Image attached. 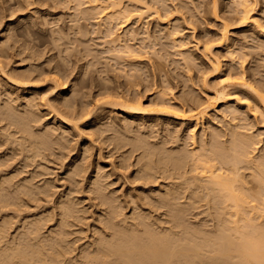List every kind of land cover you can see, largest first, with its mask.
<instances>
[{
  "label": "rangeland",
  "instance_id": "374dc122",
  "mask_svg": "<svg viewBox=\"0 0 264 264\" xmlns=\"http://www.w3.org/2000/svg\"><path fill=\"white\" fill-rule=\"evenodd\" d=\"M88 1L90 2V0H0V44H5V49H8L10 54L6 58H0L4 67V73L0 71V106L3 103L5 105L7 98H10L9 93L15 91L13 97L17 100L10 98L11 104L16 100L17 104L12 105L14 109L22 105L23 95L32 96L39 103L36 125L33 124L34 121L30 125L31 128L35 125L34 131L31 129L33 133L42 135L44 130L51 128L49 126L55 124L56 127L59 123L57 124L59 130L56 127L58 133L56 132L57 134L52 138L54 141H51V148L44 151L43 156L37 157L36 163L31 162V167H25L23 155L16 156L10 150V153L6 151L10 155L12 153V157L10 156L12 161H9L11 163L8 169L18 172L17 175L21 172V176H17L16 181L32 182L33 189L37 193H40L37 186L48 185L47 188L51 187V190L46 189L52 192L49 193V196L52 194L51 197L42 200L45 195L43 187L46 186H43V189L39 187L44 192L40 194L41 197L38 196L41 198V203L36 200L33 203L32 197L27 196V203L21 202L18 211H13L14 206H11L13 209L8 208V211L2 210L3 213L0 211V220L4 215L12 218L10 220L13 221L9 223V227L12 228L8 234L11 236L15 234L16 229L18 230L17 227L22 225L20 222L23 217L38 213L45 217L48 214L50 216L52 212L54 221H50L51 223L44 229L46 232L56 221L57 210L52 209L55 203L71 202L69 204L72 205L74 213L68 237L72 250L68 258L73 261L80 258L82 250L94 244L99 236L106 231L107 234L109 233L106 225L111 220L110 212L115 207L116 210L123 211L127 219L129 218L125 222L127 224L132 222L130 219L144 215L151 218L150 222H155H152V226L154 225L157 231L174 225L171 219H168V210L160 207L155 201L158 192L164 189L165 184L172 181L162 179L160 173L158 180L135 181L130 177L135 175L137 166L134 164L139 155L145 151V147L141 146L139 149L138 143L134 144L141 139L132 142L133 147L129 142L132 138L141 135L142 139L147 138L144 141H148L147 144L152 145L150 147L160 145L170 150L182 146L189 151L200 146L202 132L208 134L206 138L208 141L212 139V133L215 135L222 132L219 139L223 141L228 139L230 132L228 133L227 129L238 125L240 132L257 135V142L260 140L258 150L256 149L254 154L259 156L264 152V116L256 109V105L259 104L258 95L255 94L259 93L264 97V0H248L252 5L251 8H254L251 13L252 19L246 25L240 24L237 19L234 20L238 16L235 10L236 0H165L160 3L156 0H134L136 2L132 0L133 3L130 0H121L125 7L132 6V10L133 7L140 9V5L146 4L151 9L140 21L126 22L125 17L124 19L119 17L120 20L115 21L116 27L113 28L115 34L112 38L107 36L109 29L104 24L108 11L96 12L99 6L95 9L92 7L94 4L91 5ZM102 1L99 2L100 8L104 7ZM85 3L89 6L87 7ZM138 3L140 4L137 5ZM215 8L220 20H217L213 14ZM89 9L94 10H92V18L86 19L82 15ZM223 20L233 27V30H229V39L225 43L221 40ZM175 29L179 33L173 36L171 34ZM128 32L133 33L136 40L134 38L131 40L132 34ZM125 44L131 46L134 54L129 55L132 51L127 53V49L130 48L129 46L126 48ZM210 46V50L206 51L205 48ZM115 49H119L118 53L121 52L119 59L115 56L117 53ZM130 59L134 60L129 62ZM215 64L220 66L218 73L213 69ZM59 66L62 70L59 69L57 75L68 77L63 79L67 80V89L63 92H58L55 83L53 84L51 80L54 75L57 76L54 73ZM137 71H141L140 75L136 74ZM20 75L29 78L26 80L25 76L21 77L28 83L26 86L21 85L24 88L11 84L10 79H17ZM132 75L137 77H131ZM231 76L242 77L257 92L230 88L235 94L230 97L228 105L218 103L213 109L209 108L207 115L198 125L196 122L180 121L172 115V113L182 114L183 110L188 111L197 104L208 106L209 103H214V93L219 83L223 79L228 80ZM21 78L19 77L17 81H21ZM102 86H114L124 91L128 94V98L134 100L133 106L137 107L139 105L137 100H140L144 110H137L138 113L131 114L120 109L118 105H109L110 102L106 104L107 100L103 99L106 97L100 96ZM104 94L108 95L109 92ZM66 97L73 104L74 112L85 113L83 112L82 118L79 116L80 121L77 119L76 128L71 127L72 131L60 133L62 129L66 131L61 127L59 119V114L60 117L64 114L62 112L64 106L61 102ZM164 99L170 105L168 107L165 104L171 109V115L161 112L158 114L159 109H164L160 104L165 101ZM98 100H103L105 103ZM232 107L239 111L236 113L230 111ZM57 110L63 114H57ZM62 117H65V114ZM2 122L0 129H3L0 130V135H3V138L0 136V140L7 142L9 136L4 132L12 133L13 129L4 131L6 121ZM40 127L46 128L41 130ZM119 134L124 135L126 140ZM57 135L63 137L62 145L66 142L63 146L55 141L54 137ZM9 138L12 142L13 139ZM113 138L117 140L115 143ZM116 142L121 145L120 148L117 147L119 144L117 145ZM8 143L11 145L10 141ZM6 144L1 147L2 153L9 146ZM124 157L130 165H125L126 167L121 169L120 163ZM154 159L156 160V156L153 157ZM74 168L82 170L81 174L79 173L81 176L74 175L76 174V171L73 173ZM244 172L249 173V171ZM37 173L39 176L42 174L40 178ZM247 180L250 181L251 178L248 177ZM95 182L105 187L102 189L112 201L104 204V201L98 198L95 190L99 186L94 185ZM147 196L148 199H145ZM50 210L52 211L48 213ZM213 218L209 206L202 204V206L197 205L196 208L189 207L184 222L185 226L192 228L196 226L210 229L215 223ZM169 220L171 224L168 223ZM115 222L121 227L124 223L118 219ZM160 224L163 228L158 226L159 229L157 225ZM6 225L8 228V224ZM131 225H134L133 222Z\"/></svg>",
  "mask_w": 264,
  "mask_h": 264
},
{
  "label": "bare ground",
  "instance_id": "6f19581e",
  "mask_svg": "<svg viewBox=\"0 0 264 264\" xmlns=\"http://www.w3.org/2000/svg\"><path fill=\"white\" fill-rule=\"evenodd\" d=\"M130 1L133 3L134 0ZM164 1L165 0H156L157 3ZM99 2L100 0H90V2L88 1V3L91 5L92 3L94 4L92 7L95 9L99 6V9L97 8L95 10L96 12L102 11L101 13H104L105 11H108L107 14L105 13L106 20L104 19V24L108 26L109 31L107 36L109 38H112L115 34L113 28L114 26L116 27L114 24L116 23V20L118 22L119 17L122 19L125 17L124 20H126V22L130 20L140 21L144 18V14L148 13L147 11L151 9L150 6L145 3L146 5H140V9H134L133 7L132 10V6L125 7L122 3L123 1L121 0L102 1L104 4L102 9L100 8ZM86 4L87 3H85V5ZM139 4L140 3L137 5ZM86 6L88 7L89 4ZM251 6L252 5L248 0H236L235 10L238 13V16H236L234 20L237 19L240 24L246 25L248 21L252 19L251 13L253 12L254 7L251 8ZM92 10L93 9H89L87 11L85 10L86 12H84L82 16H85L86 19L92 18ZM95 14L98 15L99 13ZM95 14L93 15L96 16ZM213 14L217 20H220L216 8L213 10ZM101 15L104 16L103 14ZM254 23H257V21H254ZM230 26V23L223 20V33L221 34V40L224 43L229 39V30H233V27ZM172 32L173 33L171 35L173 36L179 33L176 31V29ZM131 34L132 37L130 34H128L131 37L130 39L133 40L134 38V40H136V38L133 37V33ZM113 42H115V39H113ZM4 46L5 44H0V58H6L10 55L8 53V49H5L6 46ZM128 46L129 45L127 44L126 48H128ZM130 47L131 46H129V48ZM210 48L211 46L206 47L205 49L206 51H209ZM118 50H116L117 55L115 52L114 54L119 59L121 52L118 53ZM127 50V53L132 51L131 48L130 50ZM133 52L134 51H132V53L130 52L129 55L134 54ZM120 58L122 59V57ZM131 60L134 59H130L129 62ZM1 62L2 61L0 60V71H3L2 73H4V67L2 66L3 62ZM136 66L134 67L136 68ZM59 69H61L60 66L56 70L57 72L54 74L57 75ZM213 69L217 73L220 72V66L218 64H215ZM140 73L141 71L136 72L137 75H140ZM59 75L61 74L59 73ZM24 76L26 80L29 79L26 77V75ZM24 76L20 75L19 77L21 78ZM64 76L57 75L55 77L54 75L53 79H51L53 80V84L55 83L54 85L55 88L58 89V92H63L67 89V80L63 79L68 77ZM131 77L137 76L132 75ZM25 78H21V81L11 78V84L18 86L19 88L22 87V84H24L23 86H26L28 83L25 82ZM105 86H102V90L100 89L102 91L100 96L106 97L103 98L104 100H107L105 101L106 104H109L110 102L109 105H118L120 106V109H123L126 112L128 111L131 114H136L137 110H144L141 107L142 104L140 100H137V103L139 104L137 107L133 106L132 104L134 100L128 98V94H126L124 91H120L114 86V88L112 86ZM230 88H239L241 90L244 89L245 91L247 90L253 93L257 92L256 89L253 88L251 84L247 83V81H245L242 77L231 76L228 78V80L223 79L219 83L218 88H216L214 93V103H209V105L207 104L208 106L197 104L188 111H186L187 109H182V114L172 113V115L180 121H189L191 123L196 122V125H198L199 122H201L207 115L209 108L211 109L212 107L213 109V107H215L218 103L228 105V102L231 100L230 97L235 94L230 91ZM103 90L105 92H109V94L105 95ZM11 92L9 93L10 98L13 97V93H15V91L13 93ZM255 94L258 95L257 101L259 104L258 106L256 105V109L261 113L262 116H264V97L259 93ZM111 97L114 99L111 100ZM10 98H7L8 100L5 105L3 103L2 106H0V124L3 123L2 121H6V125L4 126L5 123L3 124V126L6 127L4 131L13 129L12 133L4 132L6 136L8 135L13 139L12 142L9 137V140H7L5 134L4 138H6L7 142L5 140H0L2 142L0 143V211L4 209H7L8 211V208H12L13 206L15 207L14 209L12 208L13 211H16L21 202H24V204L27 203V196L29 198L32 197V202H35L36 200V202L40 203V197L42 196H40V194L45 192L46 196L44 195L42 200H47L45 197L48 199L51 197L52 194L49 196V193L52 192L47 191V189L51 190V187L47 188L48 185L46 186L44 184L43 186L46 187L42 186L45 189L43 190L44 192L41 190V186H39L41 187L40 189L37 186L36 188L40 192L37 193L33 189V184H31L32 182H26V180L16 181V178H18L17 176H21V172L17 175L18 172H13L8 169L11 163H9V161H12V153L10 155L6 153V151L9 152L10 150V152H13V154L15 153L16 156L23 155L24 158L22 160L25 162V167H31V162L33 164L36 163L35 159L40 157L42 154L44 155L43 152H46V150L51 148V141H54L52 138L58 133L59 130L57 127V124L59 123H57L56 127L58 130L54 124L49 126L51 128L44 130L47 132L45 133L43 131L42 135H40L41 133H33L31 129L34 128L36 125L35 122L38 119L36 115H39V103H37L35 101L36 99L32 98V96L30 97L28 95H23L22 105L20 104L23 106V108L20 106L18 108L16 107L17 109H14L12 105L17 99L13 97L16 100H14V102L12 101L13 103L11 104ZM161 100H163V98ZM236 100H239V98H236ZM8 101L10 103H8ZM101 102H103V100ZM167 102L168 101L165 100L160 103L164 109H159V111L157 110L158 114L161 112L166 115H171V109L168 108L170 105L167 104ZM61 103L62 106H64V110L66 108V111L62 109L65 117H62L64 115L62 112H58V110L56 112L57 114H63L61 117L59 114V119L62 125L60 126L66 131H63L62 129V131L59 132L68 133L67 131L70 130L71 127H77L78 124L76 121L77 119L80 121V119L83 117L84 111H82L80 114L74 112L72 108L73 104L70 102V100H68L67 97ZM165 104L168 105V107ZM249 106L251 107L252 105ZM19 108L22 110H19ZM232 108L231 110L229 108L228 109L230 111H235L234 113L239 111L238 109L236 110L235 107L233 110ZM154 112L152 111V113ZM67 116L71 118L69 119ZM79 116L81 118H79ZM32 121H34L33 124L35 125H33L31 128L30 125H32ZM2 129L0 130L2 131ZM40 129L38 130H43ZM229 129H227L228 133L230 132L228 134V139L223 141L219 139L220 134L222 133L221 131V133H215V135L212 133V139L209 141L206 139L208 134H206V132H202L200 146L197 147V149L195 148L189 151L187 148H182V146H180L181 148L178 147L175 149L174 147V149L171 148L170 150L164 148L166 147L164 145V147L160 145H153L155 147H150L152 145H148V141V144L145 142L147 138L142 139L141 135L140 137L137 135L138 138H132V141H129L133 147L134 144L137 143L139 149L141 146L145 147V151L143 150L144 152L139 155L136 164H134L137 166V169L134 171L135 175L130 176L133 178V180H158V173H160L161 176H163L161 177L162 179L172 181L171 183L165 184L164 189L158 192V196L155 198V201L160 207H165L168 210V219L170 218L171 223L174 224L171 227L157 231V228H154V225L152 226V224L155 222H150L151 218L144 215H138L136 218H132V220L130 219L134 225L132 226V222H130L128 223L129 226L126 227L125 224H128L125 222H127L129 218L127 219L123 211L120 209L116 210L115 207L111 210V220H109L106 225L107 229L109 228V233L107 234L108 231H106L103 235L99 236L96 241L94 239L95 242L91 245L94 248L92 249L91 246H88V248L83 249L80 258H78L76 261H73L72 259L70 260V258H68L70 257L68 255L72 250V247L68 241V237L70 233V226L73 224L72 217L74 209L71 207L72 205L70 206L69 203L71 202L69 201H57V203H55L52 208L57 210L55 213L56 221L54 224H51L48 227L50 230L48 229L46 232L44 229L47 227V225L54 221V215H52L51 212L52 210L48 212H51V217L49 214L43 217L40 216L39 213L29 214L26 216V218L23 217L22 222L19 221L22 223V225H18V230L16 229L15 234L12 232L13 235L11 236L8 235L10 228H12L9 227V223L13 220H10L12 218L8 217L9 215L3 216L2 214L3 219L0 220V264H75V262L76 264H264V152L259 156L254 154L256 153L255 151L258 150L257 148L260 143V140L257 142V135L254 136L253 134L250 135L249 133L244 134L243 132H240L241 129L240 131L238 130V125L232 128L229 127ZM115 133L117 134L116 131ZM60 135H57L58 138L54 137V139L55 141L57 140V142H59L57 144L62 145L64 135L63 137ZM119 136H123V138H125L122 134H119ZM59 139H61V141ZM113 139L115 143L117 140H115V138ZM116 139H119V137H116ZM129 140L131 139L129 138ZM9 141L11 145H9ZM134 141H136V143H134ZM3 144L9 146L2 153L1 147H3ZM117 147L120 148L121 145L119 144ZM135 148L138 149L137 147ZM155 156L156 160L154 159V161L153 157ZM6 157L9 158V160ZM124 158L121 160L122 163H120L121 169H124L129 164L127 162V158ZM80 168L73 169V173L76 171V174L74 175L81 176L79 175V173L82 171H80ZM244 171H249V173H245ZM41 175H38L39 178ZM248 177L251 178L250 181L247 180ZM94 185L99 186L95 192L98 198L104 201V204L112 201L111 198H109L104 193L102 188L105 189V187H102V185L98 184L97 182H95ZM146 198L148 199V196L145 197V199ZM202 204H207L209 206L211 214L214 217L213 219L215 223L213 224L212 228L203 229L196 226V228L194 226L193 228L192 226H185L184 219L187 215V211H189V207L196 208L197 205L202 206ZM3 212L4 211H2V213ZM13 219L15 218L13 217ZM117 219L122 223L124 222L122 227L115 222ZM168 223H170V220ZM168 223L167 225L170 226L171 223ZM6 224H8V228H6ZM124 226L126 228H124ZM130 226H132V228ZM158 226L163 228L161 224L157 225V227Z\"/></svg>",
  "mask_w": 264,
  "mask_h": 264
}]
</instances>
